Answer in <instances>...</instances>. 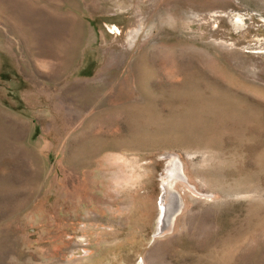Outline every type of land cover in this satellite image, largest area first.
I'll return each mask as SVG.
<instances>
[{"label": "rangeland", "instance_id": "rangeland-1", "mask_svg": "<svg viewBox=\"0 0 264 264\" xmlns=\"http://www.w3.org/2000/svg\"><path fill=\"white\" fill-rule=\"evenodd\" d=\"M0 264H264V0H0Z\"/></svg>", "mask_w": 264, "mask_h": 264}, {"label": "bare ground", "instance_id": "bare-ground-1", "mask_svg": "<svg viewBox=\"0 0 264 264\" xmlns=\"http://www.w3.org/2000/svg\"><path fill=\"white\" fill-rule=\"evenodd\" d=\"M177 163H175L173 166H172V171H174L176 174L178 173V174H181L182 173V169H181V167H179V165H177ZM170 174V173H169ZM171 175H172V172H171ZM169 187H171V185H169ZM171 189V188H170ZM168 190V189H167ZM171 193V192H170ZM178 199H179V201H178V204H177V210H179V209H181L180 207H181V202H180V198H179V196H178ZM175 214V213H174Z\"/></svg>", "mask_w": 264, "mask_h": 264}]
</instances>
